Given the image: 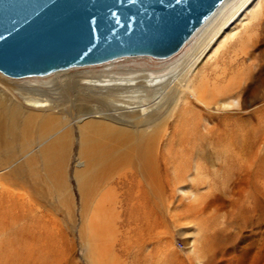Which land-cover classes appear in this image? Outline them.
I'll list each match as a JSON object with an SVG mask.
<instances>
[{
    "label": "bare ground",
    "instance_id": "1",
    "mask_svg": "<svg viewBox=\"0 0 264 264\" xmlns=\"http://www.w3.org/2000/svg\"><path fill=\"white\" fill-rule=\"evenodd\" d=\"M252 2L223 0L164 58L123 56L22 77L0 71L7 77L0 75V264L45 262L41 242L49 232L37 204L51 195L71 215V167L84 204L98 195L135 194L162 209L159 201L197 193L195 187L180 186L188 175L183 168L190 155L204 156V129L214 128L194 105L227 110L235 99L245 108L257 94L264 98V0L253 8L250 24L234 32ZM256 50L260 63L240 71ZM127 61L140 62L123 65ZM247 115L243 124L251 112ZM130 176L136 190L108 187ZM98 224L90 225L94 253L103 235ZM230 230L210 236L216 250L200 255L202 263L264 264V253L255 255L252 243Z\"/></svg>",
    "mask_w": 264,
    "mask_h": 264
},
{
    "label": "rangeland",
    "instance_id": "2",
    "mask_svg": "<svg viewBox=\"0 0 264 264\" xmlns=\"http://www.w3.org/2000/svg\"><path fill=\"white\" fill-rule=\"evenodd\" d=\"M260 1L253 0L244 12L243 21H238L239 28H234L235 34L249 23L253 8ZM219 55L218 52L216 57ZM259 55L256 50L247 57L239 66L240 71L259 64ZM139 62L127 61L123 65ZM228 73L230 76L232 70ZM236 101L235 107L227 110L201 103L194 105L207 126L215 129H204L207 137V145L201 148L204 156L190 155L188 168L181 167L188 175L180 186L195 187L197 193L185 197L179 192L159 201L162 209L149 197L135 194L98 195L84 204L72 179L74 169L71 167V215L68 208L51 195L37 204L46 213L43 223L49 232L41 242L43 264H203L200 255L216 250L210 236L226 229L240 231L244 240L246 238L243 242L254 246L255 255L263 254L264 98L257 94L245 108H238ZM249 112V122L243 124L241 120ZM212 115H223L229 120L218 121ZM235 126L237 131L227 130ZM117 180L108 187L120 192L137 189V182L131 176ZM92 222L99 223L96 229L103 234L96 253L92 250L95 242L90 237Z\"/></svg>",
    "mask_w": 264,
    "mask_h": 264
},
{
    "label": "water",
    "instance_id": "3",
    "mask_svg": "<svg viewBox=\"0 0 264 264\" xmlns=\"http://www.w3.org/2000/svg\"><path fill=\"white\" fill-rule=\"evenodd\" d=\"M223 0H0V71L43 75L123 56L164 58Z\"/></svg>",
    "mask_w": 264,
    "mask_h": 264
}]
</instances>
